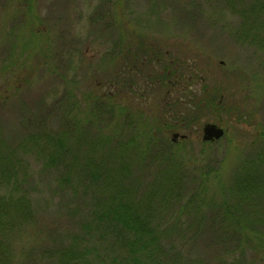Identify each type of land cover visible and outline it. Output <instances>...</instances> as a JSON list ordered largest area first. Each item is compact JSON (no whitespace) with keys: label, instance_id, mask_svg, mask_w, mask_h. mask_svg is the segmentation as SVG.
I'll return each mask as SVG.
<instances>
[{"label":"rangeland","instance_id":"374dc122","mask_svg":"<svg viewBox=\"0 0 264 264\" xmlns=\"http://www.w3.org/2000/svg\"><path fill=\"white\" fill-rule=\"evenodd\" d=\"M131 67L138 83L133 95L125 79ZM118 88L117 100L127 105L121 117L131 121L134 132L122 129L108 135L118 116L109 113L110 92ZM210 99L215 110L198 109ZM219 105L232 111H220ZM133 111L138 115L131 117ZM241 114H246L244 121ZM64 115L70 119L66 128L61 124ZM185 118L195 119L193 125L184 126ZM206 123L223 127L225 135L203 140ZM259 132H264V0H0V162L8 161L12 168L11 178L0 172L1 183L17 177L20 187L25 186L30 167L37 171L38 158L24 151H55L59 138L71 141L75 151H102L98 155L112 151L111 144L122 148L113 151H126L130 145L127 151L133 152L127 156L134 179L142 183L136 198L144 213L152 202L155 216L152 206L149 217L176 218L172 209L195 194L191 201L202 210L184 214L206 220L194 229L203 233L202 247L183 249L182 261L162 262L199 264L203 259L211 264L215 255L227 251L214 243H221L213 234L219 229L211 226L224 214L218 212L222 204L234 201L241 208L234 216L249 215L246 221L264 216L258 209L264 203V160L251 161L263 174L253 200H235L237 194L223 189L234 174L248 172L245 164L253 151L264 153ZM13 153L30 161L28 167L13 163ZM226 153H231L230 160L222 163ZM167 156L168 164L177 158L184 162L174 169L189 166L177 188L158 178L168 165ZM191 157L194 161L188 162ZM221 164V183L210 179L207 191H201L205 170H219ZM38 173L32 178L36 182ZM62 217L64 213L55 214ZM181 219L188 220L184 215ZM226 228L222 226L223 233ZM231 229L237 232L239 227ZM24 233L15 227L7 235L0 250L2 264H32L33 256L46 248L36 237L23 240Z\"/></svg>","mask_w":264,"mask_h":264},{"label":"trees","instance_id":"16d2710c","mask_svg":"<svg viewBox=\"0 0 264 264\" xmlns=\"http://www.w3.org/2000/svg\"><path fill=\"white\" fill-rule=\"evenodd\" d=\"M137 44L138 41H135L134 47ZM127 59L130 60V58ZM127 70L129 77L125 79L129 86L126 88L127 92L133 95L138 90L136 68L131 67ZM118 94H121L120 88L114 93L110 92L112 104L108 110L115 118L116 115L118 116L115 127L110 126L108 135L112 133L116 135L122 129L125 132L132 131L133 128L131 121H125L121 117L126 116L123 110L127 109V105L119 103ZM213 103L210 99L205 106H200L198 109L203 112L205 107L215 110ZM225 106L219 105L218 110L232 111L230 106L228 108ZM133 115L138 114L133 111L131 117ZM142 116L141 113L138 118ZM244 116L246 114H241L243 121ZM194 121L195 119L185 118L182 122L184 126L189 127ZM67 122H70V119L68 115H64L62 126L65 127ZM113 122L111 121L110 125ZM160 122L164 127L168 124L164 120ZM95 123L97 121L93 124ZM196 123L202 125L197 120ZM175 125L178 124H170L168 127ZM102 129L106 130L104 127ZM158 130L157 128L156 131ZM262 133L264 132L258 134L260 139H263L261 136L264 137ZM159 140L166 142L165 138ZM99 141L103 142L101 139ZM133 141L134 139L131 138V142ZM55 143L58 147L55 151H24L26 155L31 156L33 153L38 158L36 161L38 164L35 163L37 171L35 167H30L29 181L25 186L20 187L17 177H13L14 180L8 179L4 183L0 182V250L4 241L7 240V235L11 234L15 227L25 232L22 235L23 240L36 237L43 248L46 246L33 256L32 264L38 260L43 264H165L162 262L164 258L182 261L181 253L183 255L185 253L183 249L202 247L199 244L202 243L203 233H198L194 229L201 227L202 223L205 224V218H197L193 212H191L192 215L184 214L194 208L202 210L196 207V202L192 203L195 194L191 197L192 201L172 209L178 212L176 218L149 217L152 202L149 204L148 213H144V204L137 202L136 198L139 185L141 186L142 183L134 179L132 161L127 156L133 152L127 151L130 145L126 147V151H113L122 150V148L119 143L111 144L112 151L98 155L102 151H75L73 143L62 138ZM229 155L231 153L224 155L222 163L230 160ZM43 157H45L44 160ZM260 159L264 160V153L253 151L245 164L250 168L248 172L241 170L234 174L226 191L223 188L224 192H229L231 195L237 194L238 197L235 200L239 198L241 201L247 196L253 200L252 194L255 191L260 192L258 185L263 178L262 170H258V166L255 167ZM11 160L17 165L24 163L26 167L30 163L24 157L16 159L14 153ZM165 160L168 164L169 156L165 157ZM177 160L166 165L158 177L160 182L165 180L172 188H177L178 182L182 179L185 181L189 175V166L182 170L174 169L175 165L184 166V162L179 158ZM191 161H194L192 157L188 162ZM221 167L222 164L218 170L208 166L201 179V191H207V183L210 179L220 180L221 183L223 179ZM31 168H34V172ZM255 170H258L257 174ZM0 172L11 178V163L0 162ZM14 172L16 174V171ZM35 173L40 175L39 182L32 179ZM221 192L223 193L222 189ZM196 193L200 194V191ZM92 197L95 200H91ZM236 205L234 201L231 205L222 204V209L218 212L224 214L214 218L215 221L211 223L214 227L213 231L219 229L213 234L221 242L214 243L217 244L216 246L227 249L226 253H218L214 256L217 258L212 260L209 254L211 264H264V216H254L246 221L245 217L249 215L234 216V210L239 212L241 209ZM258 209L264 210V203ZM56 213H64V217L55 218ZM151 213L155 216L154 206ZM182 215L188 220L181 219ZM184 226L191 228V231L185 230ZM222 226H228L224 233ZM231 227H239V230L234 232ZM33 249L30 247L29 252L31 253ZM22 256L21 250L20 257ZM198 263L209 264V261L201 259ZM0 264H2L1 261Z\"/></svg>","mask_w":264,"mask_h":264},{"label":"water","instance_id":"95a60500","mask_svg":"<svg viewBox=\"0 0 264 264\" xmlns=\"http://www.w3.org/2000/svg\"><path fill=\"white\" fill-rule=\"evenodd\" d=\"M226 131L223 127L215 123H206L203 126V140L213 141L222 138L225 135ZM178 136L177 133L174 134V140Z\"/></svg>","mask_w":264,"mask_h":264}]
</instances>
